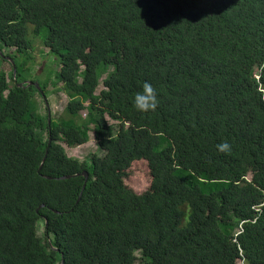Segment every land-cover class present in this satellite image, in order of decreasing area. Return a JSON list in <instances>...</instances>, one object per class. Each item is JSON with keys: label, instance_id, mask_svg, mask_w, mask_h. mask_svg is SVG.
I'll list each match as a JSON object with an SVG mask.
<instances>
[{"label": "trees", "instance_id": "1", "mask_svg": "<svg viewBox=\"0 0 264 264\" xmlns=\"http://www.w3.org/2000/svg\"><path fill=\"white\" fill-rule=\"evenodd\" d=\"M43 29L50 124L18 87ZM0 51V264H264V0H0ZM90 133L101 154L69 157Z\"/></svg>", "mask_w": 264, "mask_h": 264}, {"label": "rangeland", "instance_id": "2", "mask_svg": "<svg viewBox=\"0 0 264 264\" xmlns=\"http://www.w3.org/2000/svg\"><path fill=\"white\" fill-rule=\"evenodd\" d=\"M47 31L45 29L39 34V41H43L46 36ZM36 42V50L33 54L35 56V64L32 67V77L28 75L30 79L25 75V81L36 80L37 82H44V81H52L55 80L56 72L60 70V62L59 59L55 56L50 55L49 57L44 56L41 57L40 50H44L45 53L48 52L43 42ZM54 61V62H52ZM52 62V63H51ZM47 64L48 70L46 71ZM3 69L9 73L10 67L9 64H4ZM50 95L48 97V102L50 105V111L52 113V117L60 116L64 108L67 105L68 97L63 92H58L57 88L53 87L52 85L49 86ZM103 89L102 85L100 86L99 90ZM66 152L69 157L78 158L81 161L88 160L89 156L92 154H101L98 150V146L96 140L94 138V134L90 133V141L77 147L75 149H70L67 146H64ZM168 175L166 174L164 178ZM125 185L135 194V195H142L147 192L152 184V176L150 172V168L148 166L147 161L139 160L132 163L131 167L127 171V177L124 181ZM44 231V226L40 223L39 232L42 234Z\"/></svg>", "mask_w": 264, "mask_h": 264}, {"label": "clouds", "instance_id": "3", "mask_svg": "<svg viewBox=\"0 0 264 264\" xmlns=\"http://www.w3.org/2000/svg\"><path fill=\"white\" fill-rule=\"evenodd\" d=\"M133 104L134 107L141 113L155 111L158 108L159 101L157 99V92L152 84L147 81L143 83L142 91L135 94ZM217 149L220 152L227 153L231 151V145L227 141H224L217 145Z\"/></svg>", "mask_w": 264, "mask_h": 264}, {"label": "water", "instance_id": "4", "mask_svg": "<svg viewBox=\"0 0 264 264\" xmlns=\"http://www.w3.org/2000/svg\"><path fill=\"white\" fill-rule=\"evenodd\" d=\"M0 54L1 55H3L4 56V54H3V52H1L0 51ZM10 63H12V65H13V68H14V76L16 75V68H15V63H14V61H13V59H11L10 57H6V56H4ZM27 86H35L37 89H38V91L40 92V94H41V96L43 97V99H44V101H45V104H46V108L48 109V124H50V122H51V114H50V105H49V102H48V100H47V98H46V95H45V93H44V91L41 89V87H40V85H39V83L38 82H32V81H27V82H25V83H19L18 84V87H27ZM51 142V141H50ZM44 161H45V159L43 160V163H44ZM80 175H82V176H84L85 177V181L87 182V180H88V173L87 172H83L82 174H79V175H75V176H80ZM68 178H70V177H62V178H60V180H65V179H68ZM84 188H85V185H84ZM83 188V189H84ZM57 212V211H56ZM58 213V212H57ZM46 226H48V222L46 221ZM50 244H51V242H49ZM63 262H64V260H62L61 261V264H63Z\"/></svg>", "mask_w": 264, "mask_h": 264}]
</instances>
